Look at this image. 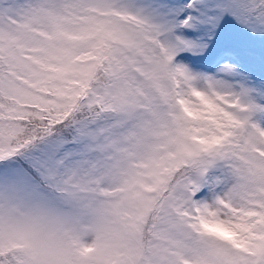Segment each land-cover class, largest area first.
<instances>
[{
    "label": "snow or ice",
    "instance_id": "obj_1",
    "mask_svg": "<svg viewBox=\"0 0 264 264\" xmlns=\"http://www.w3.org/2000/svg\"><path fill=\"white\" fill-rule=\"evenodd\" d=\"M0 264H264V0H0Z\"/></svg>",
    "mask_w": 264,
    "mask_h": 264
}]
</instances>
